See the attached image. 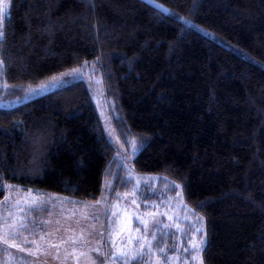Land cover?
I'll return each instance as SVG.
<instances>
[{"label": "trees", "instance_id": "trees-1", "mask_svg": "<svg viewBox=\"0 0 264 264\" xmlns=\"http://www.w3.org/2000/svg\"><path fill=\"white\" fill-rule=\"evenodd\" d=\"M4 33L12 84L99 68L135 170L205 216L204 264H264V0H12ZM116 154L84 80L0 107V200L4 181L99 199Z\"/></svg>", "mask_w": 264, "mask_h": 264}, {"label": "rangeland", "instance_id": "rangeland-1", "mask_svg": "<svg viewBox=\"0 0 264 264\" xmlns=\"http://www.w3.org/2000/svg\"><path fill=\"white\" fill-rule=\"evenodd\" d=\"M11 3L12 0L8 14ZM5 19L0 17L3 31ZM180 19L214 37L210 30L185 17ZM0 61V107H13L84 80L98 107L105 133L117 151V166L96 200H80L4 181L6 194L0 200V264H204L202 252L208 239L205 216L187 204L177 183L165 176L135 170L133 158L140 148L135 139H124L117 129L115 103L107 97L103 76L95 64L89 61L69 68L54 77L73 69L80 72L64 77L59 87L40 90L39 85L51 78L37 85L12 84L5 78L1 49ZM13 90L18 93L12 95ZM201 240L204 243L197 248L190 247L192 242ZM12 244L18 247H11ZM97 248L99 252L95 251Z\"/></svg>", "mask_w": 264, "mask_h": 264}, {"label": "snow or ice", "instance_id": "snow-or-ice-1", "mask_svg": "<svg viewBox=\"0 0 264 264\" xmlns=\"http://www.w3.org/2000/svg\"><path fill=\"white\" fill-rule=\"evenodd\" d=\"M9 3H10V0H0V17H3V18L7 17ZM4 35H5V33L3 31V24L0 23V40H3ZM0 63H2V61H0ZM79 72H80V69H73L70 72L63 73L60 77H52L47 83L39 85V89L44 90V89H47L49 87H51V88L59 87L63 83L64 77L73 76V75L78 74ZM30 91H36V89H30ZM131 143H132L133 150H135L136 149V142L133 140ZM99 203H100V201H97V204H99ZM197 231H199V229ZM4 243L8 244V240L5 239ZM203 243H204L203 240L199 241V243L192 242L190 244V247L197 248L199 245H201ZM10 246L11 247H18V245H16V244H12ZM53 247H57V246H53ZM143 247H144V245L142 244L141 249H143ZM19 250L23 251V249H19ZM95 251L99 252V248L95 249ZM161 251H164V249H161ZM101 264H102V262H101ZM201 264H202V262H201Z\"/></svg>", "mask_w": 264, "mask_h": 264}]
</instances>
